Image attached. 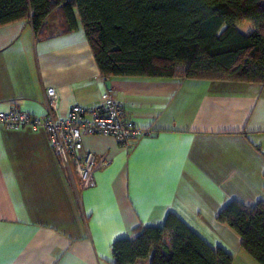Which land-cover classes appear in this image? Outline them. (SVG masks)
Returning a JSON list of instances; mask_svg holds the SVG:
<instances>
[{"label":"crops","instance_id":"1","mask_svg":"<svg viewBox=\"0 0 264 264\" xmlns=\"http://www.w3.org/2000/svg\"><path fill=\"white\" fill-rule=\"evenodd\" d=\"M73 14V31L59 8L38 37L29 20L0 27V112L48 118L52 90V116L62 121L73 106L96 107L111 88L149 134L129 150L113 137H84L83 151L109 165L83 189L45 129L0 124V264H113L116 240L162 227L171 213L233 264H259L218 216L233 201L264 203V84L105 78Z\"/></svg>","mask_w":264,"mask_h":264},{"label":"trees","instance_id":"2","mask_svg":"<svg viewBox=\"0 0 264 264\" xmlns=\"http://www.w3.org/2000/svg\"><path fill=\"white\" fill-rule=\"evenodd\" d=\"M58 8L69 31L78 28V11L105 78L264 84V0H0V27L29 20L38 37ZM246 22L254 27L249 35L239 29ZM218 220L264 264V203L230 202ZM112 251L113 264L151 256V264H233L229 253L209 246L172 213L162 227H140L116 240Z\"/></svg>","mask_w":264,"mask_h":264},{"label":"built area","instance_id":"3","mask_svg":"<svg viewBox=\"0 0 264 264\" xmlns=\"http://www.w3.org/2000/svg\"><path fill=\"white\" fill-rule=\"evenodd\" d=\"M57 100L56 93L51 90L46 100L50 112L48 118L35 117L12 108L8 112H0V124L11 130L25 127L45 129L55 155L63 166L74 167L83 189L95 187L96 172L109 165L105 158H97L93 153L83 151L84 137H113L124 149L129 150L139 138L149 134L127 118L123 103L114 98L111 88L101 95L96 107L86 109L73 106L68 117L62 121H56L52 116L57 108Z\"/></svg>","mask_w":264,"mask_h":264},{"label":"rangeland","instance_id":"4","mask_svg":"<svg viewBox=\"0 0 264 264\" xmlns=\"http://www.w3.org/2000/svg\"><path fill=\"white\" fill-rule=\"evenodd\" d=\"M225 18H226L227 21H231L232 20V16L231 15H226ZM239 29H240L241 32H243L246 35H249V34H251L254 31V27L248 22H246L245 24L240 26Z\"/></svg>","mask_w":264,"mask_h":264}]
</instances>
